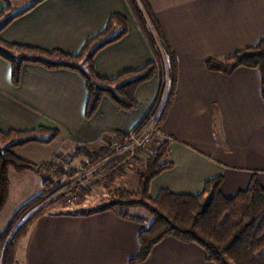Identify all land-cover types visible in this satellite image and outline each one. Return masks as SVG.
<instances>
[{
	"label": "crops",
	"instance_id": "1",
	"mask_svg": "<svg viewBox=\"0 0 264 264\" xmlns=\"http://www.w3.org/2000/svg\"><path fill=\"white\" fill-rule=\"evenodd\" d=\"M146 2L177 59L175 93L159 125V135L170 138L167 156L172 167L150 181L148 195L154 198L161 189L195 194L205 180L216 176L222 177L219 188L226 197L244 189L253 175L264 187L260 72L239 66L225 74L205 64L208 57L253 47L264 37V0ZM3 7L0 0V11ZM116 13L126 19V32L93 57L96 73L114 78L152 60L126 0H39L3 26L0 39L76 54ZM156 91L153 77L136 87L134 109L122 110L104 96L96 112L86 118L88 95L78 72L24 62L14 85L11 65L0 55V131L58 130L48 143L29 142L13 149L18 158L40 165L60 153L73 154L77 147L100 148L114 133H129L148 111ZM43 182V170H8L0 232L22 204L43 191ZM132 212L143 220L120 216L112 209L87 215L41 214L16 247L17 264H129L140 250L139 233L150 221ZM135 264L215 263L205 259L199 245L166 236Z\"/></svg>",
	"mask_w": 264,
	"mask_h": 264
},
{
	"label": "trees",
	"instance_id": "2",
	"mask_svg": "<svg viewBox=\"0 0 264 264\" xmlns=\"http://www.w3.org/2000/svg\"><path fill=\"white\" fill-rule=\"evenodd\" d=\"M37 1L39 0H34L28 7L11 14L1 22L0 29ZM126 2L152 52V60L144 67L125 71L114 78L101 77L96 73L93 64L95 53L126 32V19L116 13L110 16L102 30L85 41L76 54L66 53L60 49L46 50L9 43L0 39V55L11 65L12 83L14 85L19 83L21 66L24 62L40 63L48 68L63 67L74 70L84 80L88 95L84 115L90 118L104 96L122 110L134 109L137 104L134 96L136 87L156 77L155 99L130 132H140L153 117L152 125L159 133V125L175 93L177 59L146 0H126ZM3 10L0 11V15L4 13ZM205 64L208 69L225 74L231 73L239 66L258 69L264 100V37L253 47L220 58L208 57ZM58 134L56 129L43 127L25 131H0V139L7 142L0 149V212L8 196V170L41 171L45 166V163L35 165L18 158L13 153V149L29 142L48 143ZM124 136L125 134L122 133L113 134V137L118 139H123ZM160 137L155 147L142 151L134 157L133 161L138 163L137 184L134 189L114 187L109 190V199L102 205L60 213L87 215L112 209L120 216L142 221L141 217L130 214L129 209L132 207L146 209L151 220L140 231V250L129 260V264L143 261L151 248L166 236L199 245L205 251V259L215 264H264V187L258 177L253 175L248 185L231 197H226L220 192L222 177L216 176L205 180L198 193H174L161 189L154 198H151L148 195L150 181L163 170L172 167L167 156L170 138ZM111 154L113 150L108 145H104L93 152L77 147L72 155L73 158L83 156L95 162ZM122 173L123 171L113 172L110 175V182ZM43 183V191L22 204L0 232V264H17L18 243L27 235L33 221L39 215L46 213L47 204H39L46 198L48 190L49 192L52 190V180L50 177H45Z\"/></svg>",
	"mask_w": 264,
	"mask_h": 264
},
{
	"label": "rangeland",
	"instance_id": "3",
	"mask_svg": "<svg viewBox=\"0 0 264 264\" xmlns=\"http://www.w3.org/2000/svg\"><path fill=\"white\" fill-rule=\"evenodd\" d=\"M30 1L31 0H2L4 7L1 10L4 9L3 10L4 13L0 15L1 16L0 21L3 22L11 14H15L18 11L24 9L25 8L24 6L28 4ZM160 138L161 137L159 136L158 139ZM110 139L105 145L109 146L108 143ZM6 143L7 142H4V140L0 139V149L4 147ZM100 147H103V146H100ZM82 148L83 150L84 148H86L85 150L89 152H93L98 149V147L97 148L82 147ZM58 156H60L58 160L60 161L58 162L60 166L58 165V167H54L48 162H46L45 166L41 169L43 170L44 178L50 177L52 180V190H50V192L48 190L47 192L48 194L46 198L39 204V205L47 204L46 213H60V212L75 211L78 209H87V208L99 206V205L104 204L109 199V190H111L112 188L123 187L125 189L132 190L135 188L137 184L136 168L138 167V163L133 162V165L128 167L125 171H123L122 176H117L113 182L109 181L107 183L97 184L96 187L99 186V188L95 190L96 188L95 187L93 189L95 191L92 192V194L90 195V197H88V199H86L87 194L93 190H91L86 195H83L80 198H77L75 200L70 199L68 196L69 195L68 193L62 195L60 194V192H58L59 187L67 182L68 178L73 173L75 167H77L81 162L85 163L89 160L83 156L73 158L72 154L69 155L66 153H60L58 154ZM132 211H137L138 213H142L143 214L142 216H145L148 219V221L151 220L150 214L143 207H132L129 209V213L133 214Z\"/></svg>",
	"mask_w": 264,
	"mask_h": 264
},
{
	"label": "built area",
	"instance_id": "4",
	"mask_svg": "<svg viewBox=\"0 0 264 264\" xmlns=\"http://www.w3.org/2000/svg\"><path fill=\"white\" fill-rule=\"evenodd\" d=\"M152 119L153 117L138 133L129 132L123 139L112 137L108 144L113 154L95 162H81L67 182L59 187L58 192L62 195L68 193L69 198L75 200L93 190L97 184L109 182L113 172L125 171L132 166L138 153L155 147L160 140L158 131L152 125ZM59 157L56 155L47 162L58 167Z\"/></svg>",
	"mask_w": 264,
	"mask_h": 264
}]
</instances>
